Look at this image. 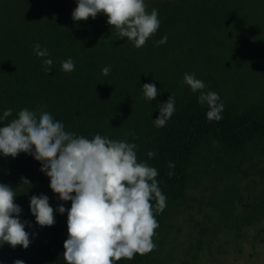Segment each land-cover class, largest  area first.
I'll return each instance as SVG.
<instances>
[{
  "label": "trees",
  "instance_id": "obj_1",
  "mask_svg": "<svg viewBox=\"0 0 264 264\" xmlns=\"http://www.w3.org/2000/svg\"><path fill=\"white\" fill-rule=\"evenodd\" d=\"M69 1L72 5L65 0H0V115L11 108L8 123L24 108L47 111L77 136L91 139L99 134L134 143L138 162L157 169L155 179L166 206L158 212L157 202H151L159 224L152 237L155 248L116 264H166L178 248L175 244L167 248L168 233L175 230L171 221L184 214L191 192L206 185L210 170L264 156V0H145L146 11H158L160 27L139 49L112 32L102 14L74 22L76 3ZM165 35L167 42L157 46ZM37 43L53 60L49 71L35 55ZM69 58L75 69L64 72L61 64ZM104 67H110L107 76L102 74ZM185 73H194L204 82V91L219 95L222 119L206 118L209 109L197 102L200 92L193 93L184 84ZM149 83L158 91L152 102L145 100L142 89ZM171 95L176 110L164 127L157 128L153 120L159 116V105ZM216 147L223 157L215 155ZM149 151L155 156L149 158ZM208 155L214 160L207 162ZM261 163L262 168L248 164L252 181L244 191L235 185L228 209L215 207L209 198L207 213L197 220L202 227L199 236L190 235L195 252L189 254V264H200L203 250L220 245L221 235L241 241L246 232L264 223V194L247 196L254 193L248 186L264 187V159ZM40 168L24 153L14 159L0 157V183L14 189L21 220L32 223L25 230L38 233L35 239L30 237L26 250L0 248V264L17 259L25 264H65L67 213L55 211L62 202ZM253 169L259 170V177ZM22 178L30 185L21 184ZM213 193L224 196L223 188H213ZM40 194L49 197L54 209L51 227L40 228L30 214V197ZM201 200L202 204L204 197ZM64 206L70 209L71 203Z\"/></svg>",
  "mask_w": 264,
  "mask_h": 264
},
{
  "label": "clouds",
  "instance_id": "obj_2",
  "mask_svg": "<svg viewBox=\"0 0 264 264\" xmlns=\"http://www.w3.org/2000/svg\"><path fill=\"white\" fill-rule=\"evenodd\" d=\"M71 16L74 22L107 17L120 39H127L137 49L160 27L158 11H146L145 0H75ZM165 35L156 45L167 42ZM35 55L42 59L49 71L53 60L46 48L33 46ZM75 64L71 58L63 61L61 70L72 72ZM110 67L102 74L109 75ZM183 82L193 93L200 92L197 102L207 105L209 121L222 119L224 105L214 91H204L205 84L195 74L185 73ZM144 98L153 101L158 95L154 83L142 86ZM175 97L159 105V116L153 120L157 128L164 127L175 112ZM12 109L0 115V157L16 158L21 153L32 156L41 165L40 171L50 181L49 188L59 201L56 212L67 213V239L63 244L65 264H116L122 258L131 260L136 254L144 255L155 248L152 241L154 230L159 227L153 215L162 212L166 197L155 179L156 168L138 162L137 146L127 141L112 140L96 134L88 139L65 130L63 123L54 120L47 111L18 112V117L5 123ZM149 158L155 153L149 151ZM174 168L173 164L168 165ZM30 185L27 178L21 184ZM17 195L12 187L0 183V248L8 245L15 249H27L38 233L26 231L30 221L21 220L22 208L14 203ZM71 203L70 209L64 206ZM30 214L40 228L55 223L54 209L45 194L32 195ZM31 237V239H30ZM13 264H25L17 259Z\"/></svg>",
  "mask_w": 264,
  "mask_h": 264
},
{
  "label": "rangeland",
  "instance_id": "obj_3",
  "mask_svg": "<svg viewBox=\"0 0 264 264\" xmlns=\"http://www.w3.org/2000/svg\"><path fill=\"white\" fill-rule=\"evenodd\" d=\"M215 155L223 157L218 147L215 148ZM262 159H264V156H257L244 163L238 160L237 163L234 162L233 168H230L231 164L226 162L224 163L225 169L219 166L220 169L217 171L216 169L213 170L214 174L212 173V169H209L210 174L205 176L206 185L200 190L191 192V199L188 202L189 206L186 205L183 207L182 213L185 215L181 214L182 216L180 215L171 221L175 230L168 233L169 242L167 243V248L169 250L173 244L178 245V248L175 251L174 257H168L166 264H189L191 262V256H189V254L192 253L194 249L190 235L192 234L193 237L199 236L198 232L201 231L200 229H202V227L197 224V220L198 217H202L207 213V206L211 203L209 198L213 200L215 207L228 209L229 207H226L229 204L228 198L235 195V185L237 189L244 191L246 184L252 181V176L250 175L252 172H246L248 164L251 162L253 166L257 165L258 168H262ZM212 160H214L213 155H208L206 157L207 162H211ZM237 167L240 169H236L234 177H232L233 170ZM255 171L256 175L259 177V170L253 169V172ZM216 180H220L219 183L216 184ZM233 180V183L229 182ZM213 188H223L224 196L221 193H218V195L217 193L214 194ZM248 189H250L249 192H254L248 193V198H255L256 196L264 194V187L260 185L255 188V185L252 184L248 186ZM203 197L205 200L202 202L204 205L202 207L200 202ZM191 218H194V221L189 222ZM253 229L254 228L246 232L245 239L241 241H234L233 239H237V237L230 234H228L226 238L227 233L221 235L220 245H210L209 248L206 247L203 250L200 256V264H264V234L262 233L263 235L259 237V234L264 231V223H259V225L256 226V230ZM160 262L161 261H158V263Z\"/></svg>",
  "mask_w": 264,
  "mask_h": 264
},
{
  "label": "water",
  "instance_id": "obj_4",
  "mask_svg": "<svg viewBox=\"0 0 264 264\" xmlns=\"http://www.w3.org/2000/svg\"><path fill=\"white\" fill-rule=\"evenodd\" d=\"M65 1H67L69 5H72V3L69 0H65Z\"/></svg>",
  "mask_w": 264,
  "mask_h": 264
}]
</instances>
